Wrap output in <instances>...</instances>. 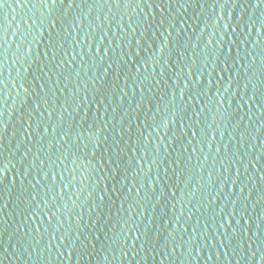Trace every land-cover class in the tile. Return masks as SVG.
<instances>
[{
  "label": "water",
  "instance_id": "1",
  "mask_svg": "<svg viewBox=\"0 0 264 264\" xmlns=\"http://www.w3.org/2000/svg\"><path fill=\"white\" fill-rule=\"evenodd\" d=\"M70 4L0 0V260L264 264V4Z\"/></svg>",
  "mask_w": 264,
  "mask_h": 264
},
{
  "label": "snow or ice",
  "instance_id": "2",
  "mask_svg": "<svg viewBox=\"0 0 264 264\" xmlns=\"http://www.w3.org/2000/svg\"><path fill=\"white\" fill-rule=\"evenodd\" d=\"M53 3H56V0H53ZM168 3L170 4L171 3V0H168ZM262 4H264V0H255V7L256 8H259ZM162 4H158L157 5V7H160V10H161V12H163L164 11V7H162L161 6ZM21 6H23V5H21ZM76 5H75V0H71V4L69 5V7H75ZM251 5L250 4H248V5H246V7H250ZM241 19L243 20L244 19V16H243V13L241 14ZM250 23H251V26L253 27V28H256L257 27V22H256V20L254 19V18H251L250 19V21H249ZM56 24V21H53V25H55ZM229 28L231 27L230 25L228 26ZM261 33H264V21H261L260 23H259V29H258ZM0 47H2V45H0ZM177 47H179V45H177ZM162 50V49H161ZM231 51H232V49L231 48H229L228 49V52L229 53H231ZM133 59H135V58H133ZM147 66V64H146V62L142 65V67H146ZM123 67V65H121V68ZM228 67V65H227V61H225V64H224V68L226 69ZM189 71L190 72H192V70L191 69H189ZM121 73H117V75L119 76ZM193 76H194V73H193ZM201 77H203L202 75H201ZM201 77H200V80H201ZM202 82V81H201ZM198 87H199V85H197ZM161 87H163V85L161 84ZM191 87V85L189 84V85H187L186 86V91H187V88H190ZM181 95V98L183 99L184 97H185V95H186V92L185 93H181L180 94ZM253 99H255V96H253ZM175 100V95H173V101ZM37 107H39V105H37ZM180 116V112H179V110L176 112V117L178 118ZM4 127H7L6 125L4 126ZM68 133H65V135H64V137H63V139L64 140H67L68 139ZM193 135H195V132L193 133ZM8 172H9V170H7L6 169V167H0V182H2L3 181V179H6L7 178V176H8ZM15 180V177L13 176V181ZM101 199H103V198H101ZM49 219H52V217H49ZM230 222V221H229ZM248 223L249 224H251V219H249L248 220ZM260 223L261 224H264V220H261L260 221ZM256 236L257 237H259L260 236V231H259V229L257 230V232H256ZM137 239H139V236H137ZM0 255H2V253H0ZM3 259H7V256L6 255H4L3 256ZM0 264H3V261L2 260H0Z\"/></svg>",
  "mask_w": 264,
  "mask_h": 264
}]
</instances>
